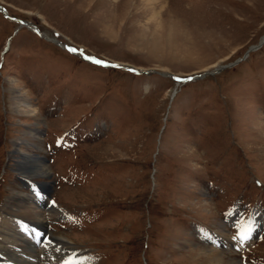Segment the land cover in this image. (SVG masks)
I'll return each instance as SVG.
<instances>
[{
	"label": "rangeland",
	"instance_id": "rangeland-1",
	"mask_svg": "<svg viewBox=\"0 0 264 264\" xmlns=\"http://www.w3.org/2000/svg\"><path fill=\"white\" fill-rule=\"evenodd\" d=\"M156 3L0 0L45 36L0 12V264H205L192 251L231 236L222 221L235 220L234 206L239 226L261 223L264 42L246 51L264 36V0ZM58 42L152 73L105 68ZM237 59L185 85L162 75L198 76ZM18 99L35 113L13 112ZM30 160L44 172H25ZM43 183L50 208L62 210L43 211L48 241L68 244L58 260L4 210L12 197L32 201ZM253 237L245 249L213 251L264 264V225Z\"/></svg>",
	"mask_w": 264,
	"mask_h": 264
},
{
	"label": "bare ground",
	"instance_id": "bare-ground-1",
	"mask_svg": "<svg viewBox=\"0 0 264 264\" xmlns=\"http://www.w3.org/2000/svg\"><path fill=\"white\" fill-rule=\"evenodd\" d=\"M156 1H158V0H145V2H147V3H154V4L156 3ZM155 5H157V6H154V8H151L152 12L156 11V8L159 7L157 3ZM18 25H20V24H18ZM28 25L29 24H26V26H24V24H22L21 26L27 27ZM21 26H20V28H21ZM29 28H28L29 30L34 31L30 26H29ZM39 35H41L40 36L41 38L45 37L43 34L39 33ZM47 40H49V39H47ZM57 45L60 48L65 46V44H62L60 42H58ZM64 49H67V46H65ZM70 53L72 54L73 52L70 51ZM78 56L83 57V53H80V55H78ZM89 60L93 61L91 58ZM200 75L194 76V77H197V78H195V80L203 79V77H199ZM19 100L20 99H18V101L14 102L10 105V108L13 112H15L18 115L19 114L20 115H32L33 113H35L36 107L33 106V104H31L29 102L19 101ZM31 133L33 135L32 137L36 139L39 136V134L41 133V129H39V128L34 129V131L30 132V134ZM37 163H38V160L26 161L23 163V166H24L23 170L25 172L26 171L29 172V169H32V171H36L35 174L43 173L44 172L43 166H41ZM42 193H44V192L40 191V193H36L35 198L32 201H30L29 199L27 201L26 200L24 201L22 199H19L18 197H12L11 199L8 200L6 207L4 209L6 212V215L8 217L16 219L15 221L16 222L19 221L21 224L24 223L25 226H27V228L30 231H32L31 236L34 237L33 241L36 242L37 244H40L43 241V237H45V233H46V229H47V228L45 229V227H46L45 223L46 222H45V218L43 215V211H45V209H48V211H47L48 214L50 216H53V217H57L62 212V210L59 209L58 207H51L50 208L51 205L49 204V201L47 200L46 196H43ZM232 212L228 216V219H230V216L232 217L235 214V213L233 214ZM230 220H232V219H230ZM15 221H13V223ZM248 229H249V226H244L242 228V230L236 236H228V233L226 234L224 232H218L214 237H212L210 239L207 238V241H205V239H206V237H205L204 242H205V244H207L206 248L208 250L202 251V252L192 251V253H194V256L196 258H198V260H201L205 264H236L235 261H232L231 259H228V260L225 259V257L223 256L222 253L219 254L217 252H214L213 249L218 248V250L221 249L222 251H229V249H231L233 247H238V248L244 247L251 240L250 230H248ZM246 230H248V231L245 232ZM228 231L230 233V230H227V232ZM15 242H18V241H15ZM43 242L46 243V241H43ZM48 242H50V241H48ZM23 243H25V242H23ZM66 245H68L66 242H64L62 240L54 239L50 242V244H47V247L50 249V251L54 252L53 256L55 259L58 260L61 258L59 256L60 253L67 251ZM34 248L35 247L33 245V249ZM26 250H27L26 248L18 249V251L20 252L19 254H21V256L27 255ZM58 253H59V255H56ZM38 254H39V252H38ZM16 263L17 262H13L12 264H16Z\"/></svg>",
	"mask_w": 264,
	"mask_h": 264
},
{
	"label": "water",
	"instance_id": "water-1",
	"mask_svg": "<svg viewBox=\"0 0 264 264\" xmlns=\"http://www.w3.org/2000/svg\"><path fill=\"white\" fill-rule=\"evenodd\" d=\"M0 11L3 12V13L5 14V16H6L9 20H11V21H15V22L19 23L20 26H21L22 24H24V26H26V24H29L28 26H30V27L34 30V32L37 33V34L39 35V33H38L39 31H38V29L36 28L35 25H33V24L29 23V22L21 21V20L14 19V18H11V17L7 16L5 10H4L3 8H1V7H0ZM39 36H41V35H39ZM263 42H264V36H263L262 39H260V41H259L256 45L249 47V48L247 49V51H246V54H247L248 52H250V51H254V50H256L257 48H259V47L262 45ZM68 50H69V48H68ZM69 51H70V50H69ZM71 52H73V51H71ZM73 53H74V54H80V53H77V52H73ZM85 60H86L87 62H92L91 60H89V59H87V58H86ZM240 60H241V59H237L236 61H234L233 63H230L229 65L219 66V67L216 68L215 70H211V71L203 72V73H201V75H200L199 77H203V78H204L206 75H214V74L220 72V71H221L222 69H224V68H227V67H230V66L235 65L236 63L240 62ZM93 61L96 62V61H99V60H93ZM100 62H101V61H100ZM97 64H99V65H101V66H103V67H106V68H108V67H109V68H110V67H115V68L124 69V70L127 69V70H130L131 72H133V73H135V74H147V73H152L151 70H149V71H143V70H139V69L132 68V67H130V66H123V65H120V64H106V63H103V62H101V63H97ZM162 75H163V76H168V77H170L171 79L175 80L177 84H179V83H181V84H185V83L190 82V81H193V80H195V78H197V77H194V76H193V77L190 76V77H186V78H178V77H176V76H174V75H172V74H162Z\"/></svg>",
	"mask_w": 264,
	"mask_h": 264
},
{
	"label": "snow or ice",
	"instance_id": "snow-or-ice-1",
	"mask_svg": "<svg viewBox=\"0 0 264 264\" xmlns=\"http://www.w3.org/2000/svg\"><path fill=\"white\" fill-rule=\"evenodd\" d=\"M70 51H73V52H75V51H77V49H69ZM96 63H101L100 61H96Z\"/></svg>",
	"mask_w": 264,
	"mask_h": 264
}]
</instances>
